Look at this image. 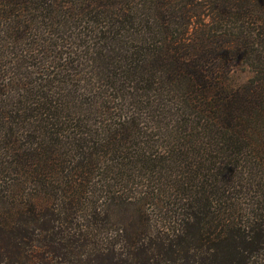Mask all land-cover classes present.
Returning <instances> with one entry per match:
<instances>
[{
	"label": "trees",
	"instance_id": "16d2710c",
	"mask_svg": "<svg viewBox=\"0 0 264 264\" xmlns=\"http://www.w3.org/2000/svg\"><path fill=\"white\" fill-rule=\"evenodd\" d=\"M0 264H264V0H0Z\"/></svg>",
	"mask_w": 264,
	"mask_h": 264
},
{
	"label": "rangeland",
	"instance_id": "374dc122",
	"mask_svg": "<svg viewBox=\"0 0 264 264\" xmlns=\"http://www.w3.org/2000/svg\"><path fill=\"white\" fill-rule=\"evenodd\" d=\"M252 69L244 62H238L231 72L230 81L240 83L246 81L252 75Z\"/></svg>",
	"mask_w": 264,
	"mask_h": 264
}]
</instances>
